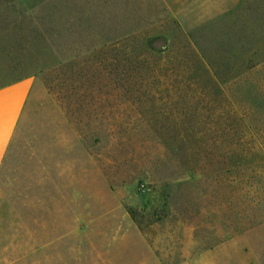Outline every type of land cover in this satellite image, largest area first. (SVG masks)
I'll return each instance as SVG.
<instances>
[{
  "label": "rangeland",
  "instance_id": "1",
  "mask_svg": "<svg viewBox=\"0 0 264 264\" xmlns=\"http://www.w3.org/2000/svg\"><path fill=\"white\" fill-rule=\"evenodd\" d=\"M19 2L0 0V87L32 88L0 208L20 232L63 236L68 264L117 246L186 263L264 221V0H77V30L95 15L125 42L42 41L50 22ZM197 48L218 88L180 86Z\"/></svg>",
  "mask_w": 264,
  "mask_h": 264
},
{
  "label": "crops",
  "instance_id": "2",
  "mask_svg": "<svg viewBox=\"0 0 264 264\" xmlns=\"http://www.w3.org/2000/svg\"><path fill=\"white\" fill-rule=\"evenodd\" d=\"M31 88V78L0 87V174ZM24 219L17 214H3L0 208V264H68L63 236H56L54 240L48 237L45 241L44 232L40 248L36 246L34 229L30 232L26 226V232L19 231V221L24 223ZM133 248L117 246L94 250L90 264H264V221L247 229L238 240H228L207 249L191 262L182 263L177 259L163 262L162 257L157 258L148 248Z\"/></svg>",
  "mask_w": 264,
  "mask_h": 264
},
{
  "label": "trees",
  "instance_id": "3",
  "mask_svg": "<svg viewBox=\"0 0 264 264\" xmlns=\"http://www.w3.org/2000/svg\"><path fill=\"white\" fill-rule=\"evenodd\" d=\"M21 0H4V4L9 8H16V6L20 3ZM3 3H0V5ZM29 9L38 8L40 12H43L41 16L43 19L47 18L48 22H50L49 29L44 30L42 33H38V39L44 41L46 36L53 38V37H60L62 36V29L69 30L77 34L79 37H83L84 39H88L89 41L94 40L97 36L105 40L106 42L114 41V42H121L130 39L129 33L124 34V32H120L119 34H113L112 31L109 29L99 28L97 25L95 15H88L85 18L86 28L83 30H77V28L82 23V13L78 10V3L77 0H31L30 4L28 5ZM65 21L67 27L65 28H55L54 23L58 24L61 21ZM95 26L92 30L91 27ZM86 31L85 36H81V32ZM156 37V36H155ZM139 38V37H138ZM193 38V37H192ZM143 45L148 52H154L155 54L158 51L153 48L151 45L152 37L145 34L141 37ZM193 41V40H192ZM138 47V46H137ZM169 50V46L166 45L162 51L167 52ZM195 55L197 54L196 64L193 66L194 72L191 76L180 80V86L183 85H195V87L205 89L208 85L218 88L219 86V78L217 76L212 75L209 72L210 65L208 63L205 64L203 61V56L199 55L198 52L201 54V50L199 48L196 49ZM203 53V52H202ZM236 145V144H235ZM259 223L253 224L249 228L257 225Z\"/></svg>",
  "mask_w": 264,
  "mask_h": 264
}]
</instances>
